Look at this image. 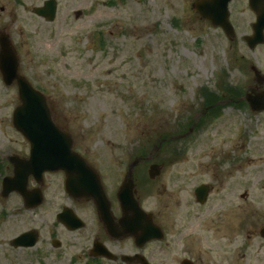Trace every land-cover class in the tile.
I'll return each instance as SVG.
<instances>
[{
	"label": "rangeland",
	"instance_id": "1",
	"mask_svg": "<svg viewBox=\"0 0 264 264\" xmlns=\"http://www.w3.org/2000/svg\"><path fill=\"white\" fill-rule=\"evenodd\" d=\"M43 1L0 0V28L11 36L21 73L45 93L75 151L110 184L119 185L137 160L134 178L146 207H171L177 216L191 210L182 203L191 201L197 185L223 181L221 169H227L228 187L240 183L245 202L264 200V110L252 111L239 97L215 100L205 112L208 95L249 93L259 85L251 66L263 73L264 44L249 48L244 40L255 22L247 0L229 3L232 40L198 18L194 0H56L52 22L32 12ZM18 104L16 85L0 79V153L27 156L29 145L12 125ZM163 136L171 139L159 148ZM141 156L170 161L151 179L149 164L157 160L143 163ZM47 181L45 198L52 201L33 211L19 208L18 197L5 203L0 196V264H79L80 236H64V256L51 251L40 259L34 249L10 246L11 238L35 225L44 227L36 248L54 249L47 223L51 207L63 200V179L52 174Z\"/></svg>",
	"mask_w": 264,
	"mask_h": 264
},
{
	"label": "flooded vegetation",
	"instance_id": "2",
	"mask_svg": "<svg viewBox=\"0 0 264 264\" xmlns=\"http://www.w3.org/2000/svg\"><path fill=\"white\" fill-rule=\"evenodd\" d=\"M251 11L256 20L257 14ZM252 27L253 24L251 29ZM260 73L264 74V71ZM260 90H264V84L260 85L258 90L255 89V91ZM28 157L0 153L2 201L5 200L6 203L13 195L18 197V201L20 200L19 208L22 206L26 211H33L36 208L33 191L41 189L43 203L40 206L51 202L52 200L48 201L45 197L48 196L47 176L52 174L62 176L59 193L63 200L51 207L50 212L53 217H49L52 220H48L47 223L49 245L54 249L36 248L44 227L35 225H29L27 229L15 235L33 231L35 236L34 231H37L35 244L29 248L18 246L15 249L29 251L34 249L32 255L41 257L40 259L46 258L51 251L56 255H63L59 248L66 243L64 236L73 235L80 236L79 251L76 256V262L79 264H264V200L245 202L247 193L242 189L238 193V189L243 187L240 183L228 187L227 169H221L223 181L220 180L217 184L212 182L204 184L207 189L204 202H200L198 195L193 191L191 201L182 203L191 207V210L189 208L182 209L181 212L178 210L177 216L173 215L174 208L168 207L164 210L163 205L156 211L148 209L144 203L142 186L135 177L139 205L144 211L152 214L148 218H141L132 223V212L128 208H123L118 200V189L126 172L124 176L122 174L123 178L119 185L110 184L105 173L83 156L101 176L107 201L100 204L96 200L70 196L65 190L64 173L60 171L43 173V176L36 181L35 173L20 163ZM164 157L141 156L140 158L142 162L146 160L145 158L157 160V163H154L160 168L159 178L167 161H170ZM19 166L20 171H28L25 176L20 172L22 176L16 181L19 185L23 184V181L25 183L27 199L25 202L23 196L17 192H10L6 197L2 194L4 180L13 179L15 169ZM114 172L115 168L112 169L113 174ZM27 197H30V200Z\"/></svg>",
	"mask_w": 264,
	"mask_h": 264
},
{
	"label": "water",
	"instance_id": "3",
	"mask_svg": "<svg viewBox=\"0 0 264 264\" xmlns=\"http://www.w3.org/2000/svg\"><path fill=\"white\" fill-rule=\"evenodd\" d=\"M229 1L231 0H195L192 9L198 13L201 20L210 21L213 26L221 27L226 36L232 40L235 38V33L229 22L227 9ZM249 5L257 14V21L253 24V35L246 37V42L253 48L264 41V0H249ZM55 10V0H47L42 8H36L34 12L52 21L55 17ZM0 72L6 85L16 83L18 86L20 105L14 110L13 125L30 144L29 159L20 163L37 176H41L45 171L55 172L61 170L65 174L66 190L70 195L91 198L100 204H104L106 199L99 175L73 149L71 135L54 122L46 97L19 74V59L5 30L0 31ZM262 82H264V76ZM247 100L253 111L264 110V92L253 98L247 97ZM136 163L134 161L130 165L118 194L122 207L128 208L132 212V223L148 217L140 209L134 196L136 190L132 173ZM156 167L151 166V176L158 173L154 171ZM20 172L24 176L28 173V171H20L19 166L18 169H15V177L22 176ZM8 181L5 180L4 182V190L9 184ZM12 183L10 184L13 186ZM14 189L18 192L21 191L20 193L25 196V201L27 200L22 187H9L8 191ZM196 192L203 200L206 194L205 187L197 188ZM27 198L30 200V197ZM35 199L36 205L42 201L39 193H36ZM36 238L37 235L34 236L33 232H27L15 238L12 244L14 246H30L34 244Z\"/></svg>",
	"mask_w": 264,
	"mask_h": 264
},
{
	"label": "trees",
	"instance_id": "4",
	"mask_svg": "<svg viewBox=\"0 0 264 264\" xmlns=\"http://www.w3.org/2000/svg\"><path fill=\"white\" fill-rule=\"evenodd\" d=\"M229 90V89H228ZM232 92V90H229V93H231ZM210 97V95H208V101L207 102H205V105L207 106V105H210V104H214L215 103V100L217 101V98H219V97H216V99H215V97L213 96V95H211V97ZM206 99V100H207ZM215 112V111H214Z\"/></svg>",
	"mask_w": 264,
	"mask_h": 264
}]
</instances>
